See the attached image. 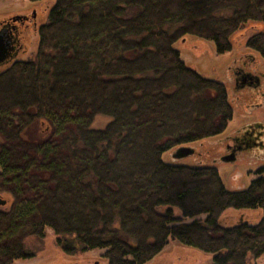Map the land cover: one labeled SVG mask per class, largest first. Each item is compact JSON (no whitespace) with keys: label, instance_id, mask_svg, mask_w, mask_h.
<instances>
[{"label":"trees","instance_id":"1","mask_svg":"<svg viewBox=\"0 0 264 264\" xmlns=\"http://www.w3.org/2000/svg\"><path fill=\"white\" fill-rule=\"evenodd\" d=\"M51 1L32 59L0 72V264L34 256L25 242L46 229L67 255L99 249L106 264H146L169 239L212 264L263 256L264 170L227 190L207 160L162 155L182 159L178 148L220 136L233 114L226 87L186 66L174 44L192 37L228 52L245 24L264 26V0ZM245 47L264 61V30ZM253 63L242 57L228 71L232 94H252L241 105L264 99ZM245 74L258 83H241ZM96 117L109 121L95 129ZM243 134L256 145L240 154L262 151L264 122ZM228 209L261 217L223 227Z\"/></svg>","mask_w":264,"mask_h":264},{"label":"rangeland","instance_id":"2","mask_svg":"<svg viewBox=\"0 0 264 264\" xmlns=\"http://www.w3.org/2000/svg\"><path fill=\"white\" fill-rule=\"evenodd\" d=\"M53 2L46 0L40 3H31L28 0H0V21L14 16H31L35 12V19L29 22L23 29L22 48L13 61L31 60L37 48V29L46 23L47 13ZM264 30V26L249 22L231 37V50L223 54L215 52L214 45L210 42L201 41L192 37H187L185 41H178L174 44V49L179 53L181 61L194 70L200 76L222 83L228 93V101L232 104V120L228 122L226 130L220 136L187 145L194 149L192 157L173 160L169 153L162 155V160L166 163H176L178 165L192 166L193 164L204 163L207 160L217 169L222 184L227 190H240L258 177L256 171L264 170V147L262 151H253L250 156L241 154L233 163H221L220 158L225 155L227 146H231V136L241 127L249 124L264 122V106L254 107L248 110L241 105V97L252 96L250 91H243L232 94L234 85L233 76L229 78V69L233 63L242 57L253 56L254 63L247 67L250 72L261 75L264 72V61L258 54L245 47L246 40ZM5 69V68H4ZM3 69L0 68V72ZM264 92V86H263ZM247 95V96H245ZM238 98V103L234 102ZM249 97V96H248ZM247 99V98H246ZM243 100V99H242ZM247 101V100H246ZM255 104L251 101V105ZM109 119L96 117L92 123V128H102ZM263 144H264V138ZM198 157V159H196ZM264 177V172L262 174ZM165 208H158V212L163 213ZM174 218L181 219L179 210L173 208ZM261 217L260 210H226L220 217L223 227H231L239 221L248 224H256ZM184 218L182 222H190ZM56 236L50 229L45 230V236L41 240L30 238L25 242V249L34 256L24 260L14 261L12 264H106L102 259L103 250L95 249L67 255L61 251L57 244ZM69 247V246H65ZM249 264H264V255L258 259L247 256ZM146 264H212V257L196 249L183 246L171 239L168 240L162 251Z\"/></svg>","mask_w":264,"mask_h":264},{"label":"flooded vegetation","instance_id":"3","mask_svg":"<svg viewBox=\"0 0 264 264\" xmlns=\"http://www.w3.org/2000/svg\"><path fill=\"white\" fill-rule=\"evenodd\" d=\"M34 19L35 17L33 18L32 15L29 17L26 15H14L0 21V30L4 28L7 31L10 41L12 42V48H13L12 56L5 63L0 65L1 69H4L5 67H7L8 65L14 62L13 61L14 58L22 48V42L24 37L23 29H25L29 24V22H32ZM239 80L241 83L243 84L247 83L248 85L253 83H258V77L249 74L240 76ZM259 106H264V99H261V101L258 100L256 104L253 105H243L244 108L248 107V110L254 109V107H259ZM253 125L254 124H249L244 128L241 127L234 134H232L231 136L233 140L232 141L233 143L231 144L232 147L231 146L226 147V151H225L226 153L224 156H228L230 153H233L235 158L233 162H235L237 158L241 155L239 152L240 150H248L247 148H249V146L256 145L255 141H253L251 138L250 139L247 138L248 136L247 134H243L246 132V129L249 130V128H251ZM262 145L264 147L263 141L262 144L259 143V146Z\"/></svg>","mask_w":264,"mask_h":264},{"label":"water","instance_id":"4","mask_svg":"<svg viewBox=\"0 0 264 264\" xmlns=\"http://www.w3.org/2000/svg\"><path fill=\"white\" fill-rule=\"evenodd\" d=\"M32 17H35V12H33ZM12 52V42L10 41L7 31L2 28L0 30V65L10 59V57L12 56ZM175 153L177 154V158H186L195 154L194 149L187 146L178 148ZM234 159V154L230 153L228 156L222 157L220 161L224 163H230L233 162ZM5 203V200L0 198V206H4Z\"/></svg>","mask_w":264,"mask_h":264}]
</instances>
